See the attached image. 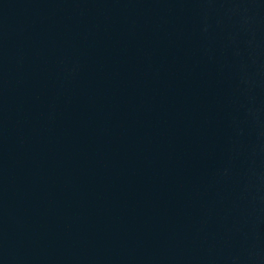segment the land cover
I'll return each instance as SVG.
<instances>
[{"label": "water", "instance_id": "water-1", "mask_svg": "<svg viewBox=\"0 0 264 264\" xmlns=\"http://www.w3.org/2000/svg\"><path fill=\"white\" fill-rule=\"evenodd\" d=\"M0 264H264V0H0Z\"/></svg>", "mask_w": 264, "mask_h": 264}]
</instances>
